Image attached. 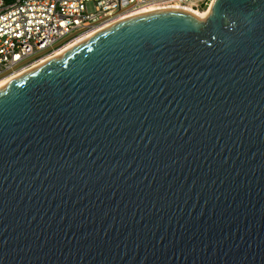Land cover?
<instances>
[{
  "label": "water",
  "instance_id": "95a60500",
  "mask_svg": "<svg viewBox=\"0 0 264 264\" xmlns=\"http://www.w3.org/2000/svg\"><path fill=\"white\" fill-rule=\"evenodd\" d=\"M0 264H264V0L123 19L2 85Z\"/></svg>",
  "mask_w": 264,
  "mask_h": 264
},
{
  "label": "built area",
  "instance_id": "2783aa9c",
  "mask_svg": "<svg viewBox=\"0 0 264 264\" xmlns=\"http://www.w3.org/2000/svg\"><path fill=\"white\" fill-rule=\"evenodd\" d=\"M212 0H0V78L30 68L66 42L116 17L179 4L201 10Z\"/></svg>",
  "mask_w": 264,
  "mask_h": 264
},
{
  "label": "bare ground",
  "instance_id": "6f19581e",
  "mask_svg": "<svg viewBox=\"0 0 264 264\" xmlns=\"http://www.w3.org/2000/svg\"><path fill=\"white\" fill-rule=\"evenodd\" d=\"M213 2V0H212ZM212 2L210 3V5L208 7H203L201 10H195V9H191L190 7H184V6H179V4H174L172 6H164V7H149L143 10H139V11H133L130 13H126L123 15H120L118 17H116L115 19L112 20H108L107 22H104L103 24H101L100 26L93 28L92 30H89L85 33H82L81 35H79L76 38H73L72 40L66 42L65 44H63L61 47H58L57 49H55V51L53 52V54L49 55V56H45L43 57L40 61H38L37 63H35L34 65H32L30 68L22 70L14 75H10V76H5L0 78V87L6 83H8L9 81H11L12 79L16 78L17 76L21 75L22 73L58 56L59 54L63 53L64 51L68 50L69 48L73 47L74 45L80 43L81 41L85 40L86 38L90 37L91 35L95 34L96 32L110 26L113 25L123 19H127V18H131V17H135V16H139V15H143V14H147V13H151V12H155V11H159V10H164V9H173V10H179V11H183L185 13L191 14L193 16L196 17H205L210 9H211V5ZM206 8V9H205Z\"/></svg>",
  "mask_w": 264,
  "mask_h": 264
},
{
  "label": "rangeland",
  "instance_id": "374dc122",
  "mask_svg": "<svg viewBox=\"0 0 264 264\" xmlns=\"http://www.w3.org/2000/svg\"><path fill=\"white\" fill-rule=\"evenodd\" d=\"M208 7V6H207ZM206 9V8H205Z\"/></svg>",
  "mask_w": 264,
  "mask_h": 264
}]
</instances>
